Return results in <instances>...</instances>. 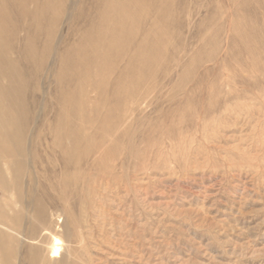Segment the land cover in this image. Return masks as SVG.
<instances>
[{"label":"rangeland","instance_id":"1","mask_svg":"<svg viewBox=\"0 0 264 264\" xmlns=\"http://www.w3.org/2000/svg\"><path fill=\"white\" fill-rule=\"evenodd\" d=\"M18 1L0 0V46L21 84L0 64V98L27 156L0 207L32 201L46 217L4 222L51 235L0 264H264V0ZM71 129L63 177L51 145Z\"/></svg>","mask_w":264,"mask_h":264},{"label":"bare ground","instance_id":"2","mask_svg":"<svg viewBox=\"0 0 264 264\" xmlns=\"http://www.w3.org/2000/svg\"><path fill=\"white\" fill-rule=\"evenodd\" d=\"M24 1L25 0H19L18 2L23 3ZM34 1L37 2V0H34ZM138 2H139V0H138ZM138 2H137V0H133L132 1V3L134 5H136ZM50 8H54V5H52V6L48 5V6H44L43 7V6H38V4H37L35 12L36 13L38 11L44 12V11L49 10ZM119 13H121V12H119ZM135 14H136V12H135ZM120 16H121V14H120ZM131 17H132V14L129 17H125L126 21L130 20ZM124 24H123V26H124ZM123 28H122V30H120L122 33L124 32ZM1 33H2V30H0V34ZM11 53L12 54L14 53L13 49L12 50L10 49L8 51V50L5 49L4 46L1 45L0 46V64L1 65L2 64L8 65L9 68H10L9 72L5 76V80L9 81L11 85L14 84V83L16 85L17 84L19 85V84H21V81L12 79L13 74H14L15 69H16V67H15L16 62L12 58H8V56ZM23 63L25 65H27V63H28L27 58L24 59ZM98 65H99V63H98ZM102 66H105V65L103 64ZM111 68H112V66H111ZM1 92H3V91H1ZM3 98L4 99L0 98V144L1 143L5 144L6 142L9 143L10 141L14 140V137L16 135L15 130L18 128V125H20V124H18V122H19L18 120H19V117L21 116V112L17 108L18 104H16V101H14L12 99L11 95L9 94V92H6L3 95ZM65 112H66V107L61 105V106H59L58 110L56 111V116L58 118H60L61 120L66 122V120H65L66 119L65 118V116H66ZM62 124H63V122H62ZM74 127H76V126H74ZM63 130H65V128ZM53 136L54 137H53L52 145H51L52 152H53V155H56V157L58 158V162H59V166L58 167L62 171V176L64 177L66 175V172L69 170V165H70V162H71V159H70L69 156L74 157V158L75 157L76 158L80 157V148H81L80 147V145H81L80 144V138L81 137L79 136L78 131L73 130V129H71L70 132H67V133H66V131H64L62 133L61 130L55 131ZM7 146H6V144L3 147L0 146V194H1V197L3 199L4 198L6 199V198H9V196L11 197L13 195V192L16 191L15 192L16 198L20 199L21 196L19 195V188L18 187H19L20 182L22 180L23 170L25 169V165H26L27 150L23 146H19L18 149H16V150L10 149L9 145H7ZM34 147H35V150H36L38 147L40 148V144L35 145ZM41 159L42 158H41L40 155L34 153L32 162L39 163L41 161ZM77 163H79V162H77ZM52 171H54V168H52ZM5 173H8L9 181H6ZM19 203H20V200H19L18 204ZM28 207L30 208L31 217L32 218L43 219L44 217H46L45 216V211L41 207H37V206L33 205L32 201L30 203H28V204H24L23 207L20 206L18 208V210L15 209V208H17V206H15L14 208L13 207L9 208L8 211L5 212V210L0 207V253L1 254H4V252H8V251H12V250H18L19 251L21 246H22V244L25 243L26 239H28V241H30L31 245H38L40 243L43 244V242L40 240V237L44 236V235H47V234L51 235L49 233L48 229H43L42 228V230H40L39 233L37 235H35L36 237H34V238L33 237H28V236H26L24 234V231L21 230L22 227H21V225L17 224L18 223L17 221H16L17 223L15 222L16 224L14 223V225L7 224V223L4 222L5 221L4 219L7 217V215H9L11 213H15V214H18V215H23V216L25 215V217H27L28 216V214H27V208ZM24 223H25V220H24ZM32 226H30V227H32ZM30 231L33 232L32 230H30ZM13 234L17 235V240L13 236ZM30 250L38 251L39 248L31 246ZM59 250H60V247L58 246V244L52 243L50 245L49 259L52 260L57 255L59 257H61V253H60ZM31 261H34V258H33V260L31 259ZM35 261H36V259H35ZM41 262H44V261H41Z\"/></svg>","mask_w":264,"mask_h":264}]
</instances>
